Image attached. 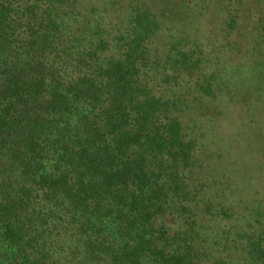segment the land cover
I'll list each match as a JSON object with an SVG mask.
<instances>
[{"label":"trees","instance_id":"1","mask_svg":"<svg viewBox=\"0 0 264 264\" xmlns=\"http://www.w3.org/2000/svg\"><path fill=\"white\" fill-rule=\"evenodd\" d=\"M150 1L0 0V264H264V211L195 177L165 89L201 101L213 75L179 44L152 69Z\"/></svg>","mask_w":264,"mask_h":264},{"label":"rangeland","instance_id":"2","mask_svg":"<svg viewBox=\"0 0 264 264\" xmlns=\"http://www.w3.org/2000/svg\"><path fill=\"white\" fill-rule=\"evenodd\" d=\"M150 2L161 19L152 69L168 68L179 44L185 51L197 48L200 77L213 75V95L201 101L181 79L178 90L165 89L168 96L184 99L178 111L196 144L195 177L212 181L206 197L214 206L226 202L264 211V46L255 41L256 26L251 25L262 17L264 0Z\"/></svg>","mask_w":264,"mask_h":264}]
</instances>
